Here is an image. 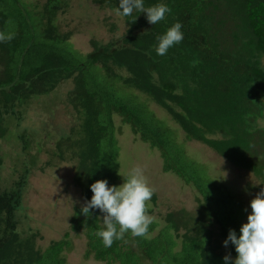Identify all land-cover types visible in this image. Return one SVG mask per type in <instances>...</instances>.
I'll use <instances>...</instances> for the list:
<instances>
[{"label": "trees", "instance_id": "trees-1", "mask_svg": "<svg viewBox=\"0 0 264 264\" xmlns=\"http://www.w3.org/2000/svg\"><path fill=\"white\" fill-rule=\"evenodd\" d=\"M64 2L47 0L39 7L25 0H0V140L19 107L70 83L63 97L77 123L51 121L60 135V156L65 147L78 157L74 184L85 201L98 180L118 186L122 127L117 119L161 154L164 173L195 187L202 198L195 217L184 209L171 210L158 235H152L158 227L152 222L145 235L129 232L107 248L95 234L103 227V214L94 209L85 217L76 207L69 231L42 250L35 236L18 232L21 181L14 190L0 191V264H67L71 233L86 236V260L105 264L234 260L235 247L229 244L225 255L221 242L230 229L239 235L247 207L187 155L178 132L148 101L166 110L187 140L252 173L260 181L255 189L264 187V0H143L145 8L163 3L171 12L156 25L140 11L122 16L127 26L123 35L107 44L92 41L90 52L76 49L71 32H60L56 19ZM94 2L115 13L119 7V0ZM177 22L183 25V41L157 55V38ZM45 123L30 124L39 131Z\"/></svg>", "mask_w": 264, "mask_h": 264}, {"label": "rangeland", "instance_id": "rangeland-1", "mask_svg": "<svg viewBox=\"0 0 264 264\" xmlns=\"http://www.w3.org/2000/svg\"><path fill=\"white\" fill-rule=\"evenodd\" d=\"M25 1L41 7L47 0ZM64 1V11L58 14L56 24L60 32L72 33L70 42L76 49L90 52L92 41L107 44L119 39L127 29L122 16L100 7L95 0ZM71 88L72 84L62 83L51 95L31 99L19 107V114L8 121V134L0 140V191L14 190L22 181L23 203L22 209L17 212L18 232L21 237L35 236L37 246L42 250L63 238L71 228L75 208L85 206L82 192L74 184L78 157H73L65 147L64 154L60 156L57 146L60 135L51 121L54 118L66 125L77 123L71 104L63 97ZM141 96L146 100L144 95ZM148 102L158 117L178 132L187 155L203 165L209 177L243 200L247 207L246 223L251 212V200L264 190V187L255 189L260 181L252 173L234 167L206 145L187 140L166 110L150 100ZM51 107L53 110H50ZM31 121L34 124L45 121L47 128L43 126L35 131ZM116 121L117 126L122 127V133L118 135L121 162L118 186L133 168L143 169L157 197L156 202L151 199L147 207V214L153 218V222L158 223L152 235H158L165 227V216L171 210L184 209L195 217L198 198H202L197 189L174 174L164 173L161 154L136 138L118 119ZM70 240L73 249L66 253L67 264H105L92 258L85 259L87 240L83 233H71ZM221 245L225 255H229L224 241ZM146 264L151 263L147 261Z\"/></svg>", "mask_w": 264, "mask_h": 264}, {"label": "clouds", "instance_id": "clouds-1", "mask_svg": "<svg viewBox=\"0 0 264 264\" xmlns=\"http://www.w3.org/2000/svg\"><path fill=\"white\" fill-rule=\"evenodd\" d=\"M115 11L119 16L140 11L146 14L149 24L156 25L165 19L171 9L163 3L145 8L143 0H119V7ZM182 27V23L177 22L157 38V55H166L170 48L183 41ZM123 178L120 186H110L106 179L90 185L93 195L81 209L85 217H89L94 209L103 214V227L98 228L95 234L106 248L129 232L132 236L145 235L153 222V218L147 214V207L154 189L149 185L143 169L135 167ZM250 209L239 235L235 229L229 230L224 247L233 245L238 255L234 260L231 256H225L224 264H264V190L251 200Z\"/></svg>", "mask_w": 264, "mask_h": 264}]
</instances>
